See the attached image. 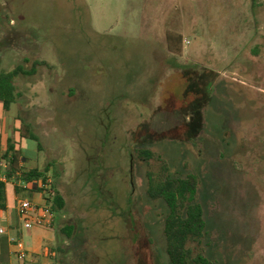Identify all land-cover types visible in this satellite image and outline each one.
I'll return each mask as SVG.
<instances>
[{"label": "rangeland", "instance_id": "1", "mask_svg": "<svg viewBox=\"0 0 264 264\" xmlns=\"http://www.w3.org/2000/svg\"><path fill=\"white\" fill-rule=\"evenodd\" d=\"M34 63L0 136L21 170L59 173L65 205L48 229L19 221L28 264H168L152 195L190 174L206 235L189 247L264 264V0H0V73Z\"/></svg>", "mask_w": 264, "mask_h": 264}, {"label": "trees", "instance_id": "2", "mask_svg": "<svg viewBox=\"0 0 264 264\" xmlns=\"http://www.w3.org/2000/svg\"><path fill=\"white\" fill-rule=\"evenodd\" d=\"M37 65V63H34L28 72L22 67H17L11 72L0 73V103L5 111H8L19 97L15 84L16 79L19 76L33 75ZM30 139L38 142L37 137L34 135H30ZM151 157L152 154L149 150H141L138 154V158L144 162H148ZM5 159L8 164L5 174L9 183L20 182L26 185H37L33 189L14 185L17 194L24 191L29 192V197H32L33 194H39L42 201L49 206L52 214L61 212L64 209L65 202L56 184V178L59 177V173H56L55 177L51 176L49 174V164L43 170L37 168L28 171L21 170L19 168L20 156L14 151L12 146H9L8 151L4 154L2 160ZM48 178H51V184L46 182ZM5 186L6 184L0 183L1 210H3ZM198 187L199 180L195 175L190 174L184 178L167 176L160 183L159 191L155 195L151 194L153 198L162 199L168 209L164 220L168 264H214L205 256L203 251L200 250V252L194 253V250L189 247L190 243L199 247L206 235L203 208L197 202ZM49 190L54 192L52 198L48 195ZM59 232L61 236L70 239L74 232V226L72 224L63 226ZM20 264L28 263L25 261L20 262Z\"/></svg>", "mask_w": 264, "mask_h": 264}, {"label": "built area", "instance_id": "3", "mask_svg": "<svg viewBox=\"0 0 264 264\" xmlns=\"http://www.w3.org/2000/svg\"><path fill=\"white\" fill-rule=\"evenodd\" d=\"M7 165V163L3 164L2 162H0V183L3 184L9 183L5 174ZM46 182L48 184H51V178H48ZM14 185L30 189H33L37 186L36 184L26 185L20 182L14 183ZM48 195L50 196V198H52L54 196V192L49 190ZM37 196H39L41 199V196L39 194H37ZM17 215L19 220L22 222L24 229L26 230H32L34 228H50L53 222V214L50 212L49 206L43 201L41 205H33L27 199L17 200ZM6 234V228L0 224V237ZM7 241L12 248V255L15 257L14 264H20V262H25L28 260V252L26 251V247L24 246V243L20 238L8 237Z\"/></svg>", "mask_w": 264, "mask_h": 264}, {"label": "crops", "instance_id": "4", "mask_svg": "<svg viewBox=\"0 0 264 264\" xmlns=\"http://www.w3.org/2000/svg\"><path fill=\"white\" fill-rule=\"evenodd\" d=\"M1 106H2V104H1ZM2 109H3V106H2ZM1 131H2V126H0V132ZM1 134H3V131L1 132ZM3 142L4 141L2 140V137L0 136V159L8 151V146H9L8 142L7 143H5V142L3 143ZM18 154L21 158V155L19 152H18ZM31 169H34V168H28L27 170H31ZM9 184L12 185V192L14 195V200L16 201V204H17L18 198L16 197L17 192L14 188L15 186L12 183H7L6 186ZM6 186H5V194H6ZM33 199L36 201H39V199H37L35 196L33 197ZM0 211L2 212V214L0 216V224L3 227H5L7 230V234L0 237V264H14L15 263V257L12 255V248L9 245L7 238L18 236V238L22 239L24 231L22 232V230H20V227H19L20 226L19 225L20 220L17 221V218H18L17 208L15 210V213L11 214L9 212L8 206L6 204L5 197H4V202H3V210L0 209ZM35 229H37V228H35ZM32 230H34V229H32ZM32 230H27V231H32Z\"/></svg>", "mask_w": 264, "mask_h": 264}]
</instances>
